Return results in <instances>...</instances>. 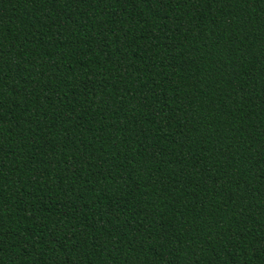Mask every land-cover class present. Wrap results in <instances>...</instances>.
Wrapping results in <instances>:
<instances>
[{
  "label": "trees",
  "instance_id": "trees-1",
  "mask_svg": "<svg viewBox=\"0 0 264 264\" xmlns=\"http://www.w3.org/2000/svg\"><path fill=\"white\" fill-rule=\"evenodd\" d=\"M0 264H264V0H0Z\"/></svg>",
  "mask_w": 264,
  "mask_h": 264
}]
</instances>
